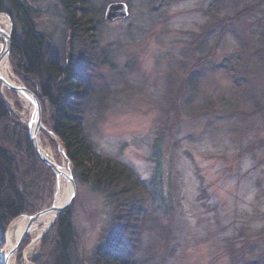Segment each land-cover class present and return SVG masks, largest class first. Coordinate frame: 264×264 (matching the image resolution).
Listing matches in <instances>:
<instances>
[{
	"label": "rangeland",
	"instance_id": "1",
	"mask_svg": "<svg viewBox=\"0 0 264 264\" xmlns=\"http://www.w3.org/2000/svg\"><path fill=\"white\" fill-rule=\"evenodd\" d=\"M26 1L37 29L66 56L72 37L80 55L88 48L85 131L98 153L143 180L146 195L132 199L122 229L113 197L75 182L39 238L24 230L14 240L16 264L52 263L54 224L66 209L72 264H92L114 226L120 264H264V0H90L99 19L92 32L72 27L62 0ZM111 3H125L128 14L105 19ZM0 15L11 37L12 20ZM6 46L0 33V58ZM5 58L25 86L10 51ZM0 96L30 135L29 106L1 81ZM40 107L39 147L66 160L48 106ZM47 167L51 176L30 188L31 211L0 230V264L14 222L53 211L58 177Z\"/></svg>",
	"mask_w": 264,
	"mask_h": 264
},
{
	"label": "trees",
	"instance_id": "2",
	"mask_svg": "<svg viewBox=\"0 0 264 264\" xmlns=\"http://www.w3.org/2000/svg\"><path fill=\"white\" fill-rule=\"evenodd\" d=\"M62 2L70 11L73 28L91 32L95 29L99 19H96L90 0ZM0 12L7 14L13 23L10 60L14 70L42 106H48L51 129L72 164L75 182L88 184L104 196L113 197L110 201L116 209L114 224L123 229L128 225L126 220L131 218L126 212L138 204V197L142 199L146 195V189L143 180L126 164L98 153L85 131L83 103L88 93L85 86V76L90 68V64L85 65L88 48L80 55L72 37L67 44L69 55L66 56L37 29L36 12L26 0H0ZM42 173L51 176L50 169L32 147L29 130L0 96V230L14 218L31 211L30 188L40 180ZM132 199L136 200L131 203ZM116 226L101 242L107 248L98 247L94 251L92 264H120L115 252L122 235L117 237L121 230ZM72 230L70 209H66L54 224L51 264H72Z\"/></svg>",
	"mask_w": 264,
	"mask_h": 264
},
{
	"label": "bare ground",
	"instance_id": "3",
	"mask_svg": "<svg viewBox=\"0 0 264 264\" xmlns=\"http://www.w3.org/2000/svg\"><path fill=\"white\" fill-rule=\"evenodd\" d=\"M8 21L9 20L6 17L0 15V25L4 29H6L4 31L8 30V24H9ZM10 39H11V37H10ZM5 57L6 56L3 55L0 58V69H1L0 73H1L3 79L5 80V82L7 84H10V85L16 87L17 94L20 97V99L25 103V105L29 106V108L31 109L32 115L30 117V124H31L30 130L32 132H34L35 131L36 114H35V110H33L32 107L30 106V103H31V100H29L30 97L26 92L18 89V88H21L22 85L17 83L14 80V78L12 77V71H11L10 66H9ZM39 136H40V129L38 131H36V138L38 141V145H41ZM42 147H39L40 152L44 156L48 157V160H50L52 163H54L57 167L56 174L58 177V188H57V193H56V197H55V209L51 212H49V211L44 212L43 214L39 215L38 218L33 222L28 220V218H19L18 220H16L14 222L13 226L15 228H13V231L12 230L9 231L8 237H7V243H6V245L3 249V252H2L3 264H16V258L13 254V248L15 245L14 240L17 239L19 235L23 234L22 232L24 230H28L32 233H36V235H35L36 238H39L50 227L52 221L54 220V217L56 214L55 213L56 208L58 209V208L63 207L64 203H66V201L70 200V197L72 196L74 187L71 185L69 179L67 178L71 172L70 168L68 166V160L66 159L67 160L66 161L65 159H62L61 162H58L54 158V156L50 152H48V150H46L44 147L43 148ZM38 158H39V156H38ZM30 249L26 251V253L24 254V257L27 258V255H28ZM26 264H28V263H26Z\"/></svg>",
	"mask_w": 264,
	"mask_h": 264
},
{
	"label": "water",
	"instance_id": "4",
	"mask_svg": "<svg viewBox=\"0 0 264 264\" xmlns=\"http://www.w3.org/2000/svg\"><path fill=\"white\" fill-rule=\"evenodd\" d=\"M128 14V6L125 3H111L108 5L107 10L105 12V19L107 20H114L117 18H124L126 15ZM0 33L4 36H6V40H7V46L6 49L4 51L5 56H7L9 54L10 51V35L8 33L5 34L4 30H2L0 28ZM2 57V56H1ZM0 81L7 86L8 89L17 92V89L15 86H12L10 84H7L5 82V80L3 79L1 73H0ZM21 91L26 92L29 95V100H31V103L33 104L34 110H35V131L32 132L30 130V141L32 144V147L34 149V151L36 152V154L39 156V158L47 165L49 166L51 169H53V171L56 173L57 167L54 163H52L50 160H48V158L46 156H44L39 149V145L37 142V138H36V131H38L40 129V127H42V120H41V107H40V103L38 101V98L36 96V94H34L33 92H31L28 88H26L25 86H22L21 88H18ZM57 141H59L57 139ZM70 181V183L72 184L73 188V193L72 196L70 197V200L73 199L74 197V190H75V181H74V177L71 174L68 175L67 177ZM69 200V201H70ZM55 209V206H53L51 208V210ZM61 208H56V212L61 211ZM50 211V208L44 211H40V213H36L32 216H29L28 218L30 219L31 222L35 221L39 215L43 214L44 212Z\"/></svg>",
	"mask_w": 264,
	"mask_h": 264
}]
</instances>
